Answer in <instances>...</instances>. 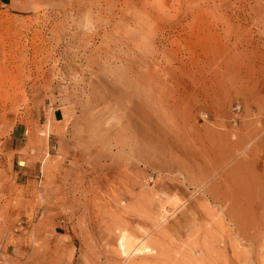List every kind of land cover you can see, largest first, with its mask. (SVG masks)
Masks as SVG:
<instances>
[{"label": "rangeland", "instance_id": "374dc122", "mask_svg": "<svg viewBox=\"0 0 264 264\" xmlns=\"http://www.w3.org/2000/svg\"><path fill=\"white\" fill-rule=\"evenodd\" d=\"M0 264H264V0H0Z\"/></svg>", "mask_w": 264, "mask_h": 264}, {"label": "crops", "instance_id": "0c3cea01", "mask_svg": "<svg viewBox=\"0 0 264 264\" xmlns=\"http://www.w3.org/2000/svg\"><path fill=\"white\" fill-rule=\"evenodd\" d=\"M53 119L54 122L56 123H61L65 121H70L73 118H76L77 115H73L74 111V106L71 103L68 102H63L60 105H57V107L53 108ZM45 136V135H43ZM21 136L18 137H12L10 142L11 149L10 152L13 153H18L20 152H25V154H17L16 155V161H21L24 162L26 165L25 166H19V172L23 175H27L28 177V182L34 181L32 178V175L37 172V169L40 165H42V160L37 158L41 154L38 148H32L28 147V141L30 138H23L25 139V142H23L20 139ZM50 156V154H49ZM25 172V173H22ZM31 176V178H30ZM60 233V232H59ZM60 235L64 236V233H60Z\"/></svg>", "mask_w": 264, "mask_h": 264}, {"label": "bare ground", "instance_id": "6f19581e", "mask_svg": "<svg viewBox=\"0 0 264 264\" xmlns=\"http://www.w3.org/2000/svg\"><path fill=\"white\" fill-rule=\"evenodd\" d=\"M21 166H23V165L21 164ZM231 217H232V216H231ZM234 218H235V217H234ZM230 221H231V220H230ZM232 221H233V220H232ZM235 226H236V225H235ZM238 226H239V225H238ZM239 229H240V228H239ZM240 230H241V229H240ZM123 237H124V236H123ZM123 237H122V238H123ZM125 238L127 239L126 236H125ZM131 240H132V239H131ZM129 241H130V239H129ZM133 241H134V240H133ZM127 242H128V241H127ZM127 242H126V243H127ZM138 243H139V242H138ZM141 243H142V242H141ZM128 245H129V244H128ZM133 245L135 246V244H133ZM137 245H138V244H137ZM129 246H130L131 248H133L131 245H129ZM129 246H128V250L130 249ZM143 247H144V246H143ZM137 248H138V246H136V249H137ZM141 248H142V247H141ZM141 248H139V249H141ZM124 249H125V248H124ZM121 250H122V249H121ZM128 250H127V251H128ZM132 250H134V249H132ZM124 251H126V250H123L122 252H124ZM134 251H135V250H134ZM140 252H141V251H140ZM144 252H145V251H144ZM127 253H128V252H127ZM127 253H126V254H127ZM132 253H133V252H132ZM123 254H125V253H123ZM126 254H125V256H126ZM129 254H130V253H129Z\"/></svg>", "mask_w": 264, "mask_h": 264}]
</instances>
